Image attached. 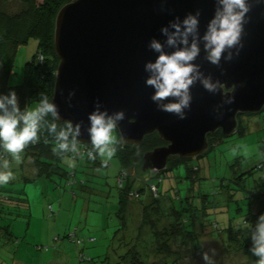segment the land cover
Wrapping results in <instances>:
<instances>
[{
  "label": "rangeland",
  "instance_id": "374dc122",
  "mask_svg": "<svg viewBox=\"0 0 264 264\" xmlns=\"http://www.w3.org/2000/svg\"><path fill=\"white\" fill-rule=\"evenodd\" d=\"M25 8L23 0H0V10L9 14ZM36 48L37 40L32 38L19 49L11 84L23 81L25 63ZM6 84L0 71V90ZM37 104L31 103L28 109ZM238 120L234 135L227 137L218 132L214 138L217 144L211 151L188 160L189 166L200 168L195 174L188 176L185 163L157 173L132 168L138 177L136 186L145 188L150 179V183L159 185L160 197L156 203L153 199L150 202L152 197L150 194L148 198L147 188L153 193L157 187L147 185L145 195L132 199L126 217L119 215L122 202L118 151L106 167L94 164L85 154L79 159L66 156L63 165L74 172L70 180L56 173L51 178L33 179L37 169L33 159H26L23 152L19 163L10 154L0 156L9 159L15 176L13 181L0 186V197L6 194L16 197L0 212V264H117L119 257L134 244L141 252L152 244L150 229L158 220L153 214H147L150 217L146 218L143 213L156 204L166 215L186 207L183 209L186 224H191L192 217L198 218L195 235L199 249L193 248L194 240L184 230L175 239L171 232L168 244L170 251L175 252L157 256L149 252L153 264H166L167 260L171 262L168 264H205L203 253L210 249H215L216 264H256L255 255L235 243H227L225 236L230 225L236 228L244 224L250 192L264 191V167H260L264 166V108L257 113H241ZM115 134L120 149L121 137L118 131ZM248 170L253 172L241 178ZM159 177L163 181L158 183ZM24 194L27 207L17 205ZM251 208L258 212L263 206L255 202ZM173 222L162 216L159 228L169 230ZM73 233L75 240L71 237Z\"/></svg>",
  "mask_w": 264,
  "mask_h": 264
},
{
  "label": "water",
  "instance_id": "95a60500",
  "mask_svg": "<svg viewBox=\"0 0 264 264\" xmlns=\"http://www.w3.org/2000/svg\"><path fill=\"white\" fill-rule=\"evenodd\" d=\"M252 7L244 26L243 47L233 58H222L219 66L207 61L203 49L195 63L204 75L220 81L222 89L209 92L196 82L186 117L159 110L151 100L154 89L145 83L144 65L158 53L148 47L152 38L164 43L160 29L176 17L200 12L199 35L216 8V0H71L55 17L54 51L59 59L51 101L59 122L80 124L78 142L89 144L88 115L107 109L112 115L124 110L117 131L123 145H140L157 133L164 144L143 154L137 168L164 171L171 157L198 158L210 149V135L221 131L234 135L241 113L264 108V0H249ZM168 52L174 51L165 45ZM230 96L231 104L226 103ZM172 99V98H169ZM167 102V101H165ZM134 117L133 123L129 118Z\"/></svg>",
  "mask_w": 264,
  "mask_h": 264
},
{
  "label": "clouds",
  "instance_id": "9594fccd",
  "mask_svg": "<svg viewBox=\"0 0 264 264\" xmlns=\"http://www.w3.org/2000/svg\"><path fill=\"white\" fill-rule=\"evenodd\" d=\"M251 7L249 0H216L214 15L208 21L202 37L199 35L200 12L197 10L195 14L190 12L183 19L176 17L163 26L160 31L166 37L164 43L157 38L150 40L148 47L158 55L144 65L145 72L149 74L145 83L154 89L151 100L159 110L184 119L185 110L191 107V88L196 82L213 93L218 89L226 94L235 90V85L226 90L223 83L213 80L211 75H204L195 61L201 53V40L207 53L206 59L213 65L219 66L222 58L231 60L233 50L238 55L243 47L242 35ZM165 45L175 50L168 52ZM233 100L234 97L230 96L226 103L231 104ZM49 115L55 119L58 111L56 104L47 96H42L34 108L21 111L14 91L0 93V152L10 154L19 163L26 146L37 142L40 133L46 128L56 141L52 149L54 153L79 155L80 124L74 126L71 121H66L58 131L55 122H46L45 118ZM88 119L92 148L87 152V157L90 160L101 158L106 167L117 152L120 140L115 133L119 122L125 119V112L121 109L109 115L108 110L101 111L97 103L96 110L89 113ZM134 121V117L129 118L130 123ZM14 179L9 159H0V186L7 185ZM244 227L247 235L249 231L251 233L250 251L258 257L256 264H264V213L258 217L254 227L249 222ZM215 256V249L204 252L205 264H216Z\"/></svg>",
  "mask_w": 264,
  "mask_h": 264
},
{
  "label": "trees",
  "instance_id": "16d2710c",
  "mask_svg": "<svg viewBox=\"0 0 264 264\" xmlns=\"http://www.w3.org/2000/svg\"><path fill=\"white\" fill-rule=\"evenodd\" d=\"M23 1L26 3L27 8L23 9L21 12L9 14L6 11L0 10V68L7 83L6 87L0 90V93L7 94L14 91L17 95L18 105L21 111H23L25 108H29V105L33 102L39 103L42 96H47L51 101L54 92L56 77L55 74L59 62V59L57 58L54 51L53 42L55 17L59 8L63 4L71 0ZM32 38L37 40V48L32 58L25 63L23 81L19 84H11L10 80L16 73L15 64L18 51L22 46L27 45ZM45 120L49 123L55 122L57 124L58 131L65 124V122L57 121L51 115L47 116ZM219 133L222 132L219 131ZM216 134L210 135L209 137V151H211L215 147V144H217H214V138ZM55 143L56 141L54 139V136L50 135L45 128L40 133V139L35 143L29 144L24 149L23 153L25 154V158H32L33 163L35 164V167L37 169L36 176L33 179L41 176L51 178V176L56 173L60 174V176H65L67 180H70V178L74 175V172L72 173L70 170L64 167L63 163L66 156L69 155L74 159H79L84 154L87 155V152L92 148L91 143L85 144L78 142L79 149L85 148V152H80L79 155L72 153L57 154L52 150ZM162 144H164L163 140H161L158 134L155 133L147 136L145 138V141L140 145H123L121 143L120 149L117 148L118 155L121 159L119 188L121 193L120 200L122 202V212L119 214L120 216L126 217V213L128 211L130 203H132V199H137L136 196L145 195V188L147 185H155L157 187V192L153 193L149 188H147L149 191V194H147L148 198H150V194L152 197L150 202L155 201L154 203H156V201L159 199V185L153 182L150 183V179H147L148 181L145 182V188H138L136 186L138 177L135 173L132 172L131 169L141 164L145 151L151 150L154 147ZM262 149L264 153V141ZM0 156L4 157L5 153L0 152ZM188 160L189 159L180 158L178 156L171 157L167 169L172 168L173 166L178 167L180 164L185 163L186 168H188L189 171L188 176L195 174L200 170V168H192L188 165ZM92 161H94V164L96 165L103 164L102 161H99L98 158ZM260 167L263 168V164H261ZM167 169H165L164 172ZM252 172V170L245 171L240 175V177L242 178L244 174H251ZM245 177L246 176H244L243 178ZM161 181H163V178L159 177L158 183ZM147 195L145 198H147ZM11 198L13 200L16 197H11V195L8 194L0 197L1 213L3 212V206L8 207ZM247 198L248 208L246 209L244 215V224L239 225L236 228L230 225L228 228L227 236H225V238L227 243H235V245H239L241 249H246L251 253V233L249 231V234L247 235V229L244 227V225L249 222L254 227L258 217L264 212V210H262L264 209V191H251ZM17 201V205H23L26 207L28 206L26 194L21 195ZM255 202H259L263 206V208L258 212H254L251 208L252 204ZM183 209L187 208L183 206L182 209H175L170 214L166 215V213L162 212L160 206H158L157 204L156 206H151L148 211L143 214L146 218L148 217L147 214H153L156 216V218H153L158 220L156 224L152 223L153 225L150 229V240L152 244L149 245L148 248L142 250V252L140 251L138 245L134 244V246L128 248L125 254H122L119 257V261L117 264H153L149 252L156 256L161 255L162 252L168 255L173 254L175 251L173 252L172 250V253L168 244V241L171 238V232L174 233L175 239V236L177 234L179 235L180 231L184 230L185 233L189 237H191L192 240H194H191L193 243V248L195 250L199 249L197 246V235H195V227L197 226L198 218L194 216L191 219V224H186L183 219V215H185L186 213ZM162 216H165L167 218L169 217L170 219L174 220L173 225L169 230H167L166 228H159V219ZM153 218L151 217L150 219ZM214 227L218 229V225H216V223H214ZM71 237L72 240H75L74 233ZM150 248H152V251L150 250ZM255 258L257 261L258 257L255 256ZM168 263L171 262L167 260L166 264Z\"/></svg>",
  "mask_w": 264,
  "mask_h": 264
},
{
  "label": "built area",
  "instance_id": "2783aa9c",
  "mask_svg": "<svg viewBox=\"0 0 264 264\" xmlns=\"http://www.w3.org/2000/svg\"><path fill=\"white\" fill-rule=\"evenodd\" d=\"M42 58V57H41ZM86 151V149L85 148H83V149H80V152H85ZM152 187H154L155 188V186L153 185ZM155 192H157V188H156V190H155Z\"/></svg>",
  "mask_w": 264,
  "mask_h": 264
},
{
  "label": "crops",
  "instance_id": "0c3cea01",
  "mask_svg": "<svg viewBox=\"0 0 264 264\" xmlns=\"http://www.w3.org/2000/svg\"><path fill=\"white\" fill-rule=\"evenodd\" d=\"M0 71H1V73H3L2 70H1V68H0Z\"/></svg>",
  "mask_w": 264,
  "mask_h": 264
}]
</instances>
